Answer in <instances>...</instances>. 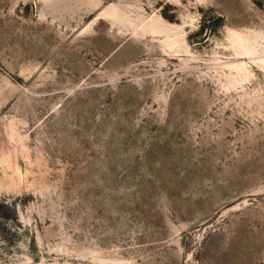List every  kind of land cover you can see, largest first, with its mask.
Segmentation results:
<instances>
[{
  "label": "rangeland",
  "instance_id": "rangeland-1",
  "mask_svg": "<svg viewBox=\"0 0 264 264\" xmlns=\"http://www.w3.org/2000/svg\"><path fill=\"white\" fill-rule=\"evenodd\" d=\"M0 264H264V0H0Z\"/></svg>",
  "mask_w": 264,
  "mask_h": 264
},
{
  "label": "trees",
  "instance_id": "trees-1",
  "mask_svg": "<svg viewBox=\"0 0 264 264\" xmlns=\"http://www.w3.org/2000/svg\"><path fill=\"white\" fill-rule=\"evenodd\" d=\"M0 207H6L5 204L3 203H0Z\"/></svg>",
  "mask_w": 264,
  "mask_h": 264
}]
</instances>
